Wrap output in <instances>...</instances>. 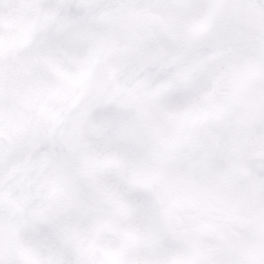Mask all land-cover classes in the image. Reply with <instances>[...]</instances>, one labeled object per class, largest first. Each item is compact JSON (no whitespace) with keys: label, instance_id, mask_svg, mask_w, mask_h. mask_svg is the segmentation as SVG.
<instances>
[{"label":"snow or ice","instance_id":"1","mask_svg":"<svg viewBox=\"0 0 264 264\" xmlns=\"http://www.w3.org/2000/svg\"><path fill=\"white\" fill-rule=\"evenodd\" d=\"M0 264H264V0H0Z\"/></svg>","mask_w":264,"mask_h":264}]
</instances>
